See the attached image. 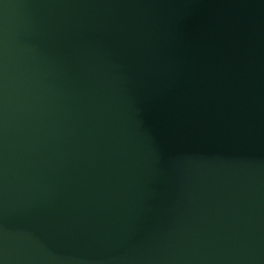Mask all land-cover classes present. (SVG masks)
Instances as JSON below:
<instances>
[{"label":"water","instance_id":"95a60500","mask_svg":"<svg viewBox=\"0 0 264 264\" xmlns=\"http://www.w3.org/2000/svg\"><path fill=\"white\" fill-rule=\"evenodd\" d=\"M0 264H264V0H0Z\"/></svg>","mask_w":264,"mask_h":264}]
</instances>
